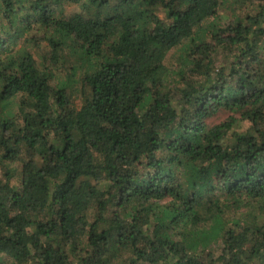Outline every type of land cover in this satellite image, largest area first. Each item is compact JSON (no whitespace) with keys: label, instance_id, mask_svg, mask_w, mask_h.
Here are the masks:
<instances>
[{"label":"trees","instance_id":"obj_1","mask_svg":"<svg viewBox=\"0 0 264 264\" xmlns=\"http://www.w3.org/2000/svg\"><path fill=\"white\" fill-rule=\"evenodd\" d=\"M0 255L264 264V0H0Z\"/></svg>","mask_w":264,"mask_h":264},{"label":"rangeland","instance_id":"obj_2","mask_svg":"<svg viewBox=\"0 0 264 264\" xmlns=\"http://www.w3.org/2000/svg\"><path fill=\"white\" fill-rule=\"evenodd\" d=\"M71 5H65V10L69 11ZM72 8V7H71ZM231 17L230 14V10L226 9L225 11H223V13L221 14V20L222 21H227L229 18ZM20 46V43H18ZM31 51L34 53L33 55H36L35 51L33 49H31ZM169 58V57H168ZM0 264H14L12 262V260L10 258L5 257L4 255H0Z\"/></svg>","mask_w":264,"mask_h":264}]
</instances>
